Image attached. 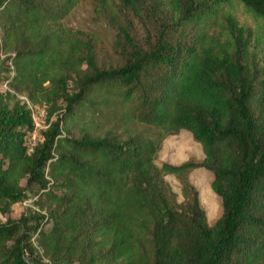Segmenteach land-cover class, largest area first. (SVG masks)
<instances>
[{"label": "trees", "instance_id": "obj_1", "mask_svg": "<svg viewBox=\"0 0 264 264\" xmlns=\"http://www.w3.org/2000/svg\"><path fill=\"white\" fill-rule=\"evenodd\" d=\"M82 1L0 0V212L35 198L52 222L50 230L24 216L0 224V264L43 263L34 241L52 235L69 236L84 264H264V73L255 62L264 55V0H97L128 46L111 68L65 24ZM150 9H161L160 28L143 48L126 15ZM11 89L45 106L39 141L31 109ZM95 101L126 108L127 123L155 132L72 136V125L93 124ZM183 129L203 161L157 165L164 140ZM199 167L213 172L222 199L213 225L187 180ZM166 174L182 180L183 201Z\"/></svg>", "mask_w": 264, "mask_h": 264}, {"label": "rangeland", "instance_id": "obj_2", "mask_svg": "<svg viewBox=\"0 0 264 264\" xmlns=\"http://www.w3.org/2000/svg\"><path fill=\"white\" fill-rule=\"evenodd\" d=\"M240 18L242 20L249 19L244 13L242 6H237ZM161 9L149 10L144 12L142 16H138L132 12L127 13L128 24L133 32L134 39L143 47L148 48L156 41V33L160 28L157 16L160 15ZM163 8V16L165 12ZM171 23L172 21L167 20ZM65 24L74 30L78 31L84 40H88L94 47L97 63L102 68H111L122 65L126 60L128 46L124 43L123 37L118 27V23L111 20V18L100 10L99 2L97 0H83L66 18ZM170 28L177 33H172L170 37L174 38L175 42H184V38L180 36V31L174 25L168 26L163 22V32ZM1 28H0V43H1ZM264 55H260L255 59L257 64V74L262 76L264 73ZM11 93L18 99L20 93L11 89ZM101 99V97H99ZM16 101L12 98V102ZM91 107L95 113L93 115L94 122L91 126L86 123H77L69 127L72 136L80 137L86 133L96 136H104L109 134L111 136H121L127 138L128 136L149 135L153 134L155 130L148 125L140 122H126L127 109L122 107H114L111 104L103 103ZM62 114H56L51 120H57ZM49 127V126H48ZM47 127V128H48ZM66 133V132H65ZM64 133V134H65ZM41 133L34 142L42 139ZM204 159V152L201 144L195 141L193 135L188 130H181L179 133L168 136L159 152L156 155L155 162L161 166L163 163H171L180 165L188 160L195 162H202ZM165 179L170 184L172 190L176 194L178 201H183L182 180L174 174H166ZM214 179L213 172L205 168L199 167L192 170L187 175V180L194 185L198 190L200 204L205 210L209 225L215 224L223 214V205L221 197L215 193L212 188ZM35 199V198H34ZM29 199L24 202L14 205L13 210L8 214L0 212V224L6 223L8 220H18L21 217L29 218V221L34 224H40L44 229L50 230L52 222L48 218L41 220V215L47 216L46 204L37 203L36 200ZM41 214V215H40ZM33 216V217H31ZM41 221V222H40ZM69 240V236H68ZM59 235H52L42 240L40 244L35 240L38 249L43 256V263L41 264H84L81 261L72 257V253L68 250L69 241ZM52 258L47 255L53 253Z\"/></svg>", "mask_w": 264, "mask_h": 264}, {"label": "built area", "instance_id": "obj_3", "mask_svg": "<svg viewBox=\"0 0 264 264\" xmlns=\"http://www.w3.org/2000/svg\"><path fill=\"white\" fill-rule=\"evenodd\" d=\"M3 90H10L8 88L7 84L3 85ZM19 98L26 101L29 108L31 109L32 120L34 123V131H33L32 141H35V139L39 136L40 132L42 130H45L49 126L48 112H47L45 106L33 104L27 96L19 95ZM30 145H31V149H32L34 142H32Z\"/></svg>", "mask_w": 264, "mask_h": 264}]
</instances>
